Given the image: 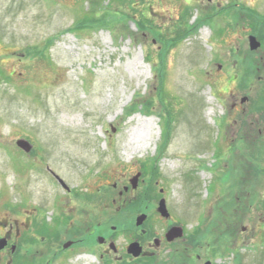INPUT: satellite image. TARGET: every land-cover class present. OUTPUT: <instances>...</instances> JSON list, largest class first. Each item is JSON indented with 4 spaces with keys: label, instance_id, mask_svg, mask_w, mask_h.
Listing matches in <instances>:
<instances>
[{
    "label": "rangeland",
    "instance_id": "obj_1",
    "mask_svg": "<svg viewBox=\"0 0 264 264\" xmlns=\"http://www.w3.org/2000/svg\"><path fill=\"white\" fill-rule=\"evenodd\" d=\"M248 31L263 43L259 65L246 63ZM261 118L264 0H0V234L49 226L35 264H99L68 262L58 246L68 224L90 222L80 214L93 199L100 225L85 223L80 252L142 214L159 237L164 200L172 223L204 235L198 264H264V179L255 187L244 169ZM250 190L248 214L222 227Z\"/></svg>",
    "mask_w": 264,
    "mask_h": 264
},
{
    "label": "flooded vegetation",
    "instance_id": "obj_2",
    "mask_svg": "<svg viewBox=\"0 0 264 264\" xmlns=\"http://www.w3.org/2000/svg\"><path fill=\"white\" fill-rule=\"evenodd\" d=\"M246 36L247 39L250 37L255 38L261 45L255 52L251 51L249 47L250 53L248 52L246 58L248 59L251 55L253 56V59H246V63H249L248 61H250L251 63L259 65V63L263 61V55L261 53V50H263V43L249 31L246 33ZM246 102H248L246 98L242 100V104ZM232 108H235V106L233 105ZM238 111L239 110H236L235 112L239 114L240 119L242 120L241 122H244L247 114ZM232 115L233 114H230V117ZM238 138L242 140L241 136ZM128 184H130L129 187L126 186L123 192L119 193L120 197H123V193L129 192V188L132 187L131 181H129ZM67 193L70 195L71 192L68 190ZM97 203L98 201L93 199V201L86 206L85 211H82L80 214L81 218H84L82 214L87 215V220H90V222H84L82 220L78 224H75V222L68 224L69 231L72 232L71 237L68 235L65 237L67 241L63 239L58 244L61 254L65 255L66 259L69 258L68 262H70L72 258L85 253L80 252L79 250L85 242L82 238L83 233L90 232L91 226L87 227V225H93L95 227L96 225H100L96 223V218L92 215L96 210L95 206ZM151 219L152 218H147L144 224L140 227H137L136 225L137 220H132V223L128 228L119 229L117 226H112L110 230L113 235H90L94 241V245L89 248L88 251L90 252L87 254L94 259L96 258L99 261V264H175L176 262L179 264L181 261V264H198L201 262L202 256L200 253L204 251L203 243L201 246L198 245V243L192 239L193 235L187 236L186 230L182 226L180 227L179 224H177L179 225L177 226L176 223H172V219L167 220L168 229L157 237L155 236V230L152 229V225L150 224ZM83 223H87V225H84ZM14 225L19 224L16 223ZM1 226L6 227L7 225ZM112 229L116 230L112 231ZM172 230L180 231H177V234L174 236H168ZM118 232L122 236H120L122 238L120 245L117 243L119 238L117 237ZM52 236L51 228L49 226L42 224L39 226L32 220H26L21 224V227H18L15 230V232L13 229L8 231L3 230L0 234V243L4 244V247L0 249V264H30L33 257H30L29 254L34 250H38V243L47 242ZM67 243L71 246L66 249L64 246ZM133 245H137L141 250V256L139 258H134L133 255L129 254V249ZM162 251H166L170 254L166 261L160 260ZM74 253L77 254L73 255ZM31 264H35V261L33 260ZM208 264L211 263L208 262Z\"/></svg>",
    "mask_w": 264,
    "mask_h": 264
},
{
    "label": "trees",
    "instance_id": "obj_3",
    "mask_svg": "<svg viewBox=\"0 0 264 264\" xmlns=\"http://www.w3.org/2000/svg\"><path fill=\"white\" fill-rule=\"evenodd\" d=\"M103 19V18H102ZM134 19V18H133ZM242 19L243 18H240V22H242ZM101 23H104V21H101V19L99 20ZM99 21H97L95 19V24H97ZM147 23L150 24L152 23V21L150 19L147 18ZM83 25V24H82ZM84 27V26H83ZM148 28V26H146ZM141 29V27H140ZM150 29V27H149ZM180 30V29H179ZM179 33H187L183 30H180ZM158 38V43L161 44V39L159 38V36L157 37ZM179 40V38H178ZM162 50V49H161ZM163 53L160 52V63H157V68L155 69V71L158 70L159 66L163 65ZM251 59V58H249ZM248 59V60H249ZM250 63V61H248ZM156 64V63H155ZM248 64V63H247ZM258 101H259V98H258ZM263 102V100H262ZM144 106V105H143ZM139 109L142 108L140 105L137 106ZM263 108V106H262ZM144 110V108H142ZM255 110H257L258 112L261 111L260 107H259V102H255V107H254ZM146 110V109H145ZM148 110V109H147ZM263 117V116H261ZM263 121H264V118H261ZM260 139H262L261 141V144L260 146H255L254 148L250 147L249 148V152L246 153V162H247V165L244 166V169L245 168H248L249 171L251 170L252 172L250 173L251 174V179H250V184L252 185H255V187L257 186L256 184H260L262 182V180L264 179V124H263V130H262V133H261V136H260ZM242 140H244L242 138ZM241 140V141H242ZM246 151H248V147L246 148ZM245 156L243 155L241 157V159L244 160ZM248 157V159H247ZM242 177V176H241ZM243 182V178L240 180L239 184ZM241 190V189H240ZM239 190V191H240ZM255 194L256 196V192L253 191V190H250L247 192V194H245V198H242L241 199V205L239 206L238 208V203L235 202L234 206L229 210V213H230V216H228L227 218H224L222 221H224L225 223H223L222 227H226L227 225H231L229 223H233V221L235 222L236 218L234 217L236 214H239L237 216V218L239 219V221L244 218V216H246L248 214V209H251V205L248 204V201L250 198L249 197V194ZM139 196L135 199V201L132 203V204H136L135 208H134V211L138 210L140 212H146L147 210L143 207H141V204H139ZM248 211V212H247ZM238 221V222H239ZM222 224V223H221ZM221 226V225H220ZM220 226H215L216 229H212L208 232L207 236H206V239H208V237L213 234V235H218L219 234V230H220ZM229 230V229H228ZM223 233V232H222ZM228 235V233H226ZM203 238H204V235H202V233L200 232H195V234L192 236V239H194L198 245L201 246V244L203 243Z\"/></svg>",
    "mask_w": 264,
    "mask_h": 264
},
{
    "label": "water",
    "instance_id": "obj_4",
    "mask_svg": "<svg viewBox=\"0 0 264 264\" xmlns=\"http://www.w3.org/2000/svg\"><path fill=\"white\" fill-rule=\"evenodd\" d=\"M260 46H261L260 43L255 38H253V37L249 38V47H250L251 51H253V52L257 51L260 48ZM25 145H26V147H25ZM17 146L20 149H23L27 153H29L31 151V147L27 148V144H25L24 142L17 143ZM24 148H26V149H24ZM138 179H139V175L133 181H131V184H132V187L134 190L137 187ZM157 212L164 219H169V217H170L169 213L167 211V208H166L165 201L160 202ZM146 220H147V216H145V215L138 217L137 222H136L137 227L142 226ZM177 231H180V230H172L168 236H174L175 234H177ZM100 241H102V240H100ZM70 246H71L70 244H67L64 246V248L67 249ZM3 247H4V244L0 243V249ZM129 254L133 255L134 258H139L141 256V250L139 249V247L137 245H133L129 249ZM206 264H208V263H206Z\"/></svg>",
    "mask_w": 264,
    "mask_h": 264
},
{
    "label": "bare ground",
    "instance_id": "obj_5",
    "mask_svg": "<svg viewBox=\"0 0 264 264\" xmlns=\"http://www.w3.org/2000/svg\"><path fill=\"white\" fill-rule=\"evenodd\" d=\"M213 110V109H212ZM211 113H212V111H211ZM86 259H90V258H86Z\"/></svg>",
    "mask_w": 264,
    "mask_h": 264
}]
</instances>
